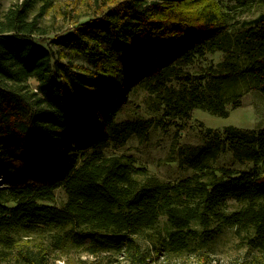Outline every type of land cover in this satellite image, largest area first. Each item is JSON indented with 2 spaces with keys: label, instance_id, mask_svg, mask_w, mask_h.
<instances>
[{
  "label": "trees",
  "instance_id": "16d2710c",
  "mask_svg": "<svg viewBox=\"0 0 264 264\" xmlns=\"http://www.w3.org/2000/svg\"><path fill=\"white\" fill-rule=\"evenodd\" d=\"M53 7L20 0L0 14V264L74 253L163 264L185 252L206 263L225 228L264 254V126L208 132L210 156L229 150L248 170L204 166L163 181L113 153L196 108L227 117L246 91L264 95V14L235 30L264 0H93L50 38ZM219 52V63H201ZM138 89L160 118H121Z\"/></svg>",
  "mask_w": 264,
  "mask_h": 264
},
{
  "label": "rangeland",
  "instance_id": "374dc122",
  "mask_svg": "<svg viewBox=\"0 0 264 264\" xmlns=\"http://www.w3.org/2000/svg\"><path fill=\"white\" fill-rule=\"evenodd\" d=\"M20 0H0V14H3L11 5ZM54 7L46 15L44 24L53 32L50 38H56L65 33L68 20L77 13H87L91 11L93 0H53ZM264 14V7L255 8L250 12L237 17L239 24L235 30L241 29L248 22ZM70 54V53H69ZM224 58L223 53L209 54L202 60V64H217ZM68 59H75L78 63L84 60L73 54ZM149 93L145 90H136L127 105L122 119H142L160 118L163 111L150 107ZM242 106L232 109L227 117L217 116L208 111L196 108L190 119L170 120V125L166 128L154 125L145 139H140L136 134H132L126 145L122 148L114 149L113 153L130 155L137 161L147 166L153 173L163 181L176 182L194 175L204 166L230 167L239 170H248L251 165L237 161L233 153L229 150L221 152L217 157L208 154V146L214 134L209 131L222 132L227 126H236L242 129L258 130L264 126V95L256 90L246 91L241 99ZM59 202L64 200V192L59 191ZM240 204L234 199L228 200V209L234 210ZM159 228H167L165 217L160 220ZM37 240H32L36 242ZM148 245V243H146ZM194 254V253H192ZM209 259L205 263L199 254L190 256V253L179 255L170 254L166 264H212L211 261L217 259V264H264V254L257 250H251L242 244L235 235L233 228H225L211 243L209 249ZM70 260L71 264H93L94 257L74 253L71 257L54 256L51 264H66L64 260ZM115 264H130L128 260L112 256ZM102 262V260H101Z\"/></svg>",
  "mask_w": 264,
  "mask_h": 264
},
{
  "label": "built area",
  "instance_id": "2783aa9c",
  "mask_svg": "<svg viewBox=\"0 0 264 264\" xmlns=\"http://www.w3.org/2000/svg\"><path fill=\"white\" fill-rule=\"evenodd\" d=\"M167 258H165V257H161L160 258V262H163V264H166L167 263ZM212 262V264H217V259H214L213 261H211Z\"/></svg>",
  "mask_w": 264,
  "mask_h": 264
}]
</instances>
